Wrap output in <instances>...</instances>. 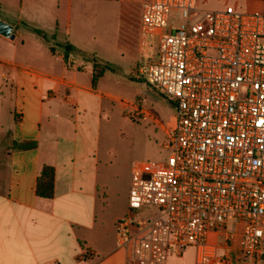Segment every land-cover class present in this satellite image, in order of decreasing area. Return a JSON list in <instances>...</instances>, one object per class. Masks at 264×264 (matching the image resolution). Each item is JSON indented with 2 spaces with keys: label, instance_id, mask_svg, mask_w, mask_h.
<instances>
[{
  "label": "built area",
  "instance_id": "1",
  "mask_svg": "<svg viewBox=\"0 0 264 264\" xmlns=\"http://www.w3.org/2000/svg\"><path fill=\"white\" fill-rule=\"evenodd\" d=\"M198 1L142 9L156 57L139 74L173 102L177 123L165 164L132 173L129 214L116 224L126 264H165L188 249L195 264L264 262V15L205 12Z\"/></svg>",
  "mask_w": 264,
  "mask_h": 264
},
{
  "label": "crops",
  "instance_id": "2",
  "mask_svg": "<svg viewBox=\"0 0 264 264\" xmlns=\"http://www.w3.org/2000/svg\"><path fill=\"white\" fill-rule=\"evenodd\" d=\"M149 1L20 0L17 16L5 12L0 17L15 36L0 35V264H126L116 229L110 232L101 216L106 198L102 116L104 101L114 96L100 83L112 69L97 58L95 66L78 62L80 48L71 41V29L73 18L81 20L87 8L101 6L107 15L113 6L117 57L124 59L135 45L148 61L151 40L141 35L140 24ZM25 20L53 22L51 29L40 30L63 49L58 54L44 47L52 53L53 64H39L45 60L40 54L23 55L27 50L21 28L32 30ZM62 25L66 41L58 40ZM97 64L106 71L98 73ZM95 74L101 77L94 86ZM25 144L35 146L19 148ZM45 166L56 172L52 200L36 195ZM188 251L170 256L165 264H195Z\"/></svg>",
  "mask_w": 264,
  "mask_h": 264
},
{
  "label": "rangeland",
  "instance_id": "3",
  "mask_svg": "<svg viewBox=\"0 0 264 264\" xmlns=\"http://www.w3.org/2000/svg\"><path fill=\"white\" fill-rule=\"evenodd\" d=\"M14 1V3H11ZM20 0H0V17L5 12L19 14ZM198 8L205 12L225 11L229 8L242 14L264 15V0H199ZM107 15H102V7L98 5L87 8L81 18L72 20L71 41L78 45L77 61L85 60L95 66L94 59L105 61L112 71L108 72L101 81V89L109 91L114 97L104 101L101 130V168L102 183L105 186V205L101 210L102 219L106 222L110 232L116 229L117 221L129 214V192L131 177L135 169L146 165L159 170L170 157V153L163 149L168 141V134L176 129L177 112L173 102L162 95L142 77L138 70L147 61L138 53L135 45H130L129 54L124 59L117 57L115 49L118 45V20L113 6L108 7ZM181 22L179 15L171 18V25ZM31 29H51L53 22L24 21ZM26 41L23 55L31 57L40 54L45 60H39L47 66L55 61L50 52L45 49L53 48L60 54L63 49L56 45L51 37L44 39L32 30L21 28ZM53 33V30H48ZM64 25L59 31L58 40L66 41ZM123 43V42H122ZM122 46V44H121ZM146 57L153 60L156 57L155 43ZM34 63L36 60L32 59ZM99 70L106 71L101 64L96 65ZM140 112L149 115L144 121ZM152 217V213L140 214L141 219ZM116 234V232H115ZM189 256L195 259V251L189 249Z\"/></svg>",
  "mask_w": 264,
  "mask_h": 264
},
{
  "label": "trees",
  "instance_id": "4",
  "mask_svg": "<svg viewBox=\"0 0 264 264\" xmlns=\"http://www.w3.org/2000/svg\"><path fill=\"white\" fill-rule=\"evenodd\" d=\"M34 33L46 39L47 37L40 30H34ZM103 72V70H102ZM101 77V74H95L93 77V85L95 86L98 79ZM32 144H25L19 148L26 150L28 148L34 147ZM55 181H56V172L55 169L51 166H45L39 178L37 179L36 184V195L40 199L52 200L55 195Z\"/></svg>",
  "mask_w": 264,
  "mask_h": 264
},
{
  "label": "water",
  "instance_id": "5",
  "mask_svg": "<svg viewBox=\"0 0 264 264\" xmlns=\"http://www.w3.org/2000/svg\"><path fill=\"white\" fill-rule=\"evenodd\" d=\"M0 35L12 40L15 39V36L12 35V28L2 21H0Z\"/></svg>",
  "mask_w": 264,
  "mask_h": 264
}]
</instances>
